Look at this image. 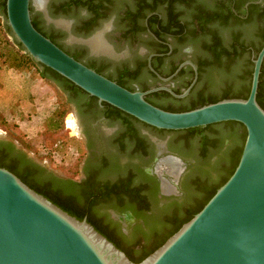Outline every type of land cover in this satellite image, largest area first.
Segmentation results:
<instances>
[{"label": "flooded vegetation", "instance_id": "flooded-vegetation-1", "mask_svg": "<svg viewBox=\"0 0 264 264\" xmlns=\"http://www.w3.org/2000/svg\"><path fill=\"white\" fill-rule=\"evenodd\" d=\"M29 11L36 31L108 80L134 79L149 89L167 86L178 96L187 90L178 99L164 91L145 96L147 103L166 111L187 106L191 96L213 79L204 67L198 74L204 52L200 57L194 53L202 41L215 37L221 47L234 51L226 80L234 94L243 96L254 50L264 40V0H47L46 15L31 2ZM97 32L109 53H95L83 42ZM185 62L192 63L196 72ZM147 64L155 71L150 72ZM157 76L169 80L160 82ZM45 81L70 107L73 137L83 155L76 163L77 176L64 186L35 174L33 180L51 184L50 189L67 199L76 214L85 212L95 232L101 231L128 260H139L176 228L178 211L192 203L188 197L192 176L211 170L217 158L224 162L230 152L227 143L205 146L200 157V139L212 138V133L184 137L183 131L160 132L74 95L67 87L62 90L53 79ZM0 160L29 172L32 162L39 164L6 137L0 139ZM167 161L178 166L168 170Z\"/></svg>", "mask_w": 264, "mask_h": 264}, {"label": "water", "instance_id": "water-1", "mask_svg": "<svg viewBox=\"0 0 264 264\" xmlns=\"http://www.w3.org/2000/svg\"><path fill=\"white\" fill-rule=\"evenodd\" d=\"M30 2L33 5V0H5V23L11 35L35 63L98 104L105 103L148 127L170 132L235 122L243 126L245 138L228 179L196 214L139 263L130 262L85 219L70 217L0 168V264H264V111L255 100L264 45L251 61L245 99H222L172 113L152 106L144 97L164 91L178 99L187 90L178 96L167 86L144 92L120 87L36 31L30 20ZM40 11L46 15L45 5ZM184 64L196 72L192 63ZM157 78L160 82L169 80Z\"/></svg>", "mask_w": 264, "mask_h": 264}, {"label": "trees", "instance_id": "trees-1", "mask_svg": "<svg viewBox=\"0 0 264 264\" xmlns=\"http://www.w3.org/2000/svg\"><path fill=\"white\" fill-rule=\"evenodd\" d=\"M4 3L5 0H0V18L2 17L4 20V22H1L0 19V68L22 70V71L23 70L29 71V68H33L41 79L43 80L47 78L53 79L58 83V85L62 90H66L67 87L68 90L72 91L74 95H83L88 97V99L90 100L96 101L95 98L87 96L79 88L75 87L73 84H71L64 78L60 77L55 72L35 63L27 54L24 53L23 49L16 42L14 37L11 35L8 27L6 26ZM31 24L34 27L32 21ZM156 34L158 35L157 32ZM8 38H11L12 40L9 41ZM214 38L215 37H213V39L209 38L208 41H202L200 43L199 49L202 52H204V58L199 60L197 64L198 74L200 73V70H202V67H204L205 70L207 71L206 72L207 75L212 76L213 79L207 81L208 84L201 89V92L199 91L197 94L194 93L191 96L192 98L189 100L190 102L187 106L182 105V108L180 110L167 111V112H172V113L185 112L201 107L206 104L217 102L222 99L246 98L249 90L250 79H248L247 86H245L246 88H244L245 93L243 96L233 93V91L231 90L232 89L231 87L233 86L227 83L226 78L228 76L227 74L229 73V67L232 65L235 58V55L233 54L234 51H228L227 49L221 47L219 41L216 38L215 39ZM11 44L13 45L14 48L11 47ZM263 45H264V40L263 43H261L259 46L255 48L254 50L255 55ZM19 52L22 54H19ZM174 69L175 67L172 68V71ZM152 70L155 71L154 69ZM219 80H223L225 86L220 90H218L217 92H213V89L215 88ZM115 83L120 87L125 88L128 91H133L132 85H136L139 88V91L141 92H144L149 89V87H147L145 83H142L134 79H129V80L119 79ZM24 90L25 91L27 90L26 84L25 86H22L23 94L19 95L20 93L18 90L17 91L18 94H16L17 92H15V95L18 96H15V98L16 101L19 103V108L25 107L27 109V107L30 106V104L27 102L28 97L32 95H28L26 92H24ZM172 92L174 94H178L176 90H172ZM164 95L167 97H171L166 93ZM144 100L146 101V97H144ZM255 100L256 103L259 105V107L264 111V58L260 66V73L258 77ZM23 101L25 103L24 105H23ZM64 104L67 105L65 102ZM101 105L108 106L111 109L115 110L118 114L122 115L124 119H133L130 116L120 112L119 110L105 103H101ZM32 106H34V104H32ZM26 109H24L23 111H27ZM64 113H65L64 110H60V111L58 110L57 112L54 113L52 119L48 121L47 126L50 132L56 133L61 129L62 127L61 119L63 118ZM217 127L220 128L216 129ZM157 131L165 132L163 130H157ZM183 132H184L183 135L184 137H191L193 135H197V136L202 135L203 132L212 133L214 138L210 137L207 139L206 137H202L200 139V150H201L200 157H202L203 155L205 146L208 145L210 147H217L219 144L223 145V142L227 143V150H229L230 152L228 153V156H226V159H224V162L221 161L222 159L220 160L219 158H217V161L212 165L211 170H199L195 172L196 175L194 174L192 176V179L190 180L189 183V186L195 191V194L192 199V203L188 207H186L183 211L181 210L183 213L180 214L181 211L180 210L178 211V225L176 226V228L172 232L167 234L158 243L156 248L151 250L148 254L144 255L143 257H140V259L137 261L129 260L132 263H139L149 254H151L155 249L161 246L169 236L175 233L183 223L187 222L194 214H196L203 207V205L214 194L215 190L218 187H220L231 175L239 159L241 147L245 138V131L243 126L235 122H225V123L206 126L203 128H193L189 130H184ZM70 139L72 138H68L67 140L64 139L53 140L49 146H47L43 142H40L38 143V146H36L37 149L35 150V154L37 157L46 158L48 162L51 164L63 163L67 165H74L80 159L81 153L79 146L77 144H74L73 142L72 143L69 142ZM32 165L34 168L32 171L29 172L28 170H19L16 165H13L12 163L5 164L2 160H0V168H4L10 173H12L29 189H31L36 194L42 196L43 198H45L47 201H49L51 204L59 208L61 211L65 212L67 215L73 217L78 221L82 220L83 218H86L85 212H82V214L79 215L76 214L75 211L71 209V206L68 203L67 199L59 197V195L55 191H53V189H50L51 184L49 183L54 182L56 184H59V186H64V184L70 182L68 178L57 176L53 172L47 170L46 168L40 166L37 163L32 162ZM211 173H213L214 175H212ZM32 174H35L36 177H45L50 182L46 185L37 183L35 180H33ZM189 196H191V192L189 193ZM86 223L91 225V223L89 222V220H87V218H86ZM99 232L97 231V233ZM99 234L102 235L101 233ZM106 239L108 240V238Z\"/></svg>", "mask_w": 264, "mask_h": 264}, {"label": "rangeland", "instance_id": "rangeland-1", "mask_svg": "<svg viewBox=\"0 0 264 264\" xmlns=\"http://www.w3.org/2000/svg\"><path fill=\"white\" fill-rule=\"evenodd\" d=\"M0 19L1 22H4L2 17ZM8 40L11 41L12 39L8 38ZM11 47H13L12 44ZM19 54L22 53L19 52ZM200 54L201 50L198 49L197 52L194 53V55H196L197 57H200ZM3 79L7 82H4ZM25 84L27 86V90H29L30 87L34 90V95L28 97L27 100L30 106L27 107V111H22L25 113L18 112L17 110L13 109L12 114H9L10 116H12L11 119H9L8 113L4 112L3 110H0V133L4 137L13 140L19 146H23L26 152L29 153L40 165H43L47 169H50L56 175L63 178L76 177V164H51L48 161L39 159L35 154V150L37 149L36 146H38V143L40 142H43L44 144L49 146L53 140H67L68 138H72L69 140V142L77 144L80 149L81 157L83 155V150L80 147V144L76 142L78 140L74 139L73 137L74 127L68 128L67 121L71 120L73 122V118L71 116L70 107L64 104L63 96H61V94L52 85L47 83L45 80L41 79L33 68H29V71L0 68V89L3 90L4 88H7L8 90H10V88L18 87L15 92L19 90V95H22V86H25ZM6 85L9 86L6 87ZM224 86V81L219 80L215 88L213 89V92H217ZM231 88L234 89L233 87ZM27 90H24V92L27 93ZM24 101L23 105L25 104ZM32 104H34V106H32ZM24 109L25 107L22 108V110ZM58 110H64L65 112L63 118L61 119L62 127L56 133L50 132L47 126L48 121L52 119V116ZM5 119L9 121H6ZM26 123L29 124L28 127H38L37 129H39V132H37L35 137L27 138V134L23 131V128L25 127L24 125ZM218 128L220 127H217L216 129ZM211 174L214 175L213 173ZM190 192L191 196L189 197L190 201L192 202L195 191L190 188ZM184 209L185 208H181L180 211H183ZM182 211L180 212V214L183 213Z\"/></svg>", "mask_w": 264, "mask_h": 264}, {"label": "crops", "instance_id": "crops-1", "mask_svg": "<svg viewBox=\"0 0 264 264\" xmlns=\"http://www.w3.org/2000/svg\"><path fill=\"white\" fill-rule=\"evenodd\" d=\"M4 82H7V81L4 80ZM8 86L9 85H6V87H8ZM16 89H18V87L17 88H15V87L10 88V90H8L7 88H4L3 90L0 89V110H3L4 112L8 113V115L12 114L13 109L17 110L18 112L23 111L22 107L19 108V103L16 101V98H15V96H18V95H15ZM27 91H28L27 92L28 95H34V90L31 87ZM16 94H18V92ZM11 118H12V116L9 115V119H11ZM5 120L9 121L7 119H5ZM28 125H29L28 123H26L24 125L25 126L23 128L24 133L27 134V138L35 137L37 132H39V129H37L38 127L37 128L33 127V126L28 127Z\"/></svg>", "mask_w": 264, "mask_h": 264}, {"label": "bare ground", "instance_id": "bare-ground-1", "mask_svg": "<svg viewBox=\"0 0 264 264\" xmlns=\"http://www.w3.org/2000/svg\"><path fill=\"white\" fill-rule=\"evenodd\" d=\"M47 0H33V6L38 9L41 10L43 8V6L45 5ZM35 2V3H34ZM36 5V6H35ZM99 34V35H98ZM97 35V36H96ZM95 36V37H94ZM94 36H92L91 38L83 41L88 47L90 46L91 49L95 52V53H103V54H107L109 53V47H107L105 45V41L103 42V38L101 36L100 32H97L96 34H94ZM89 40V41H88ZM88 41V42H87ZM88 43V44H87ZM67 125L68 128H72L74 127L73 122L71 120L67 121ZM1 134V133H0ZM167 165V169H173L174 167L178 166L176 163H174V161L172 163H168V161L165 163ZM164 164V165H165ZM172 167V168H171Z\"/></svg>", "mask_w": 264, "mask_h": 264}, {"label": "built area", "instance_id": "built-area-1", "mask_svg": "<svg viewBox=\"0 0 264 264\" xmlns=\"http://www.w3.org/2000/svg\"><path fill=\"white\" fill-rule=\"evenodd\" d=\"M39 159H41V160H45V161H48L46 158H44V157H38Z\"/></svg>", "mask_w": 264, "mask_h": 264}]
</instances>
